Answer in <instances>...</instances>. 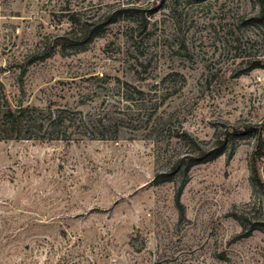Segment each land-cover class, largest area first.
I'll use <instances>...</instances> for the list:
<instances>
[{
  "label": "rangeland",
  "instance_id": "obj_1",
  "mask_svg": "<svg viewBox=\"0 0 264 264\" xmlns=\"http://www.w3.org/2000/svg\"><path fill=\"white\" fill-rule=\"evenodd\" d=\"M259 10L258 0H0L10 101L75 118L0 141V264H264L252 172L264 138Z\"/></svg>",
  "mask_w": 264,
  "mask_h": 264
},
{
  "label": "trees",
  "instance_id": "obj_2",
  "mask_svg": "<svg viewBox=\"0 0 264 264\" xmlns=\"http://www.w3.org/2000/svg\"><path fill=\"white\" fill-rule=\"evenodd\" d=\"M258 2L260 4V10L254 17V20L256 23L264 25V0H258ZM125 11L128 10L126 9ZM72 22L76 27H79L76 33L82 34L83 36L93 34L97 31L96 28H93V26L87 22L82 24L80 22ZM73 125H75V118H73V116L71 117L68 112H53L51 110L44 112L36 107L13 105L5 91L4 85L0 82V141L25 139L24 137L36 139L32 137H37V135L41 133L54 134L62 130L66 131ZM79 125H83L87 128V124L83 119L79 121ZM88 126L91 127L90 125ZM93 127H98V123L94 124ZM117 128L118 126H116L115 129H113V127L103 126V129L107 131H116ZM253 129V126H248L245 132L251 133ZM202 159L203 158H195L194 162L198 163ZM262 162H264V138L262 134H258L252 157V172L256 183L264 191V182L261 179L259 168V163Z\"/></svg>",
  "mask_w": 264,
  "mask_h": 264
}]
</instances>
